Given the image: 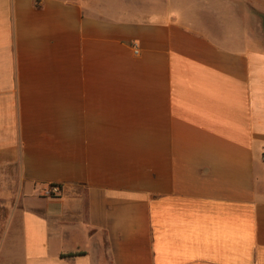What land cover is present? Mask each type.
Here are the masks:
<instances>
[{"label": "crops", "instance_id": "1", "mask_svg": "<svg viewBox=\"0 0 264 264\" xmlns=\"http://www.w3.org/2000/svg\"><path fill=\"white\" fill-rule=\"evenodd\" d=\"M262 16L0 0V264H264Z\"/></svg>", "mask_w": 264, "mask_h": 264}, {"label": "rangeland", "instance_id": "2", "mask_svg": "<svg viewBox=\"0 0 264 264\" xmlns=\"http://www.w3.org/2000/svg\"><path fill=\"white\" fill-rule=\"evenodd\" d=\"M258 21L263 22V23L258 25L257 32L258 34H263L264 33V16H262L261 18L259 17Z\"/></svg>", "mask_w": 264, "mask_h": 264}, {"label": "built area", "instance_id": "3", "mask_svg": "<svg viewBox=\"0 0 264 264\" xmlns=\"http://www.w3.org/2000/svg\"><path fill=\"white\" fill-rule=\"evenodd\" d=\"M136 52H138L137 49H136ZM58 191H59V187L57 185H55V186H52V187L49 188L48 193H56Z\"/></svg>", "mask_w": 264, "mask_h": 264}]
</instances>
